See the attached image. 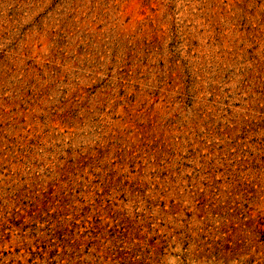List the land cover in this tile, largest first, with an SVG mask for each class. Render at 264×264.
I'll return each mask as SVG.
<instances>
[{
  "label": "rangeland",
  "instance_id": "1",
  "mask_svg": "<svg viewBox=\"0 0 264 264\" xmlns=\"http://www.w3.org/2000/svg\"><path fill=\"white\" fill-rule=\"evenodd\" d=\"M0 264H264V0H0Z\"/></svg>",
  "mask_w": 264,
  "mask_h": 264
}]
</instances>
